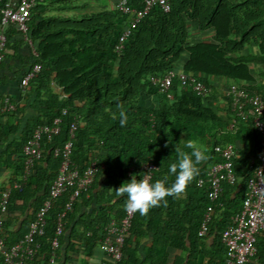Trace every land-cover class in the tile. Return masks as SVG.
Returning a JSON list of instances; mask_svg holds the SVG:
<instances>
[{
  "label": "trees",
  "instance_id": "trees-1",
  "mask_svg": "<svg viewBox=\"0 0 264 264\" xmlns=\"http://www.w3.org/2000/svg\"><path fill=\"white\" fill-rule=\"evenodd\" d=\"M58 1L35 0L29 11L26 36L35 54L27 43L30 61L21 71L19 82L33 64H39L40 69L22 92L26 98L34 96L31 105L34 114L21 140L15 144V155L19 156L13 165L16 177L22 169V143L32 129L50 123L56 116H61L62 121L58 134L44 142L42 156L33 165L31 174L20 188L10 191L0 225L4 245L9 246L21 238L46 195L58 167V158L52 155V148L67 139L68 125L74 121L70 158L79 172L94 158L96 171L86 192L79 194L63 217L56 254L67 229L71 240L66 248L74 250L77 245L89 254L92 247L99 246L102 226L111 215L115 220L123 215L127 197H117L116 189L133 174L138 179L139 167L145 161L156 166L151 182L167 176L166 186H170L175 179L168 172L169 165L177 159L175 145L190 152L184 146L188 140H194L207 149L208 159L198 165L199 175L180 198L166 197V205L161 202L146 216L139 212L133 214L118 264H138L127 245L132 237L141 236L145 231L152 234L145 264H165L168 248L184 253L183 264H222L225 248L220 242V233L230 223L231 215L241 208L246 179L256 163L258 135L249 121L233 116L227 100L226 119H221L210 104L203 103L209 93L200 97L189 86H181L174 77L168 90L170 97H167L157 90L149 77L177 70L195 75L209 87L207 77L220 76L241 82L246 90L264 99V92L243 83L253 79L250 62L264 66V0H168L166 11L154 4L131 29L119 52L115 45L126 23V15L117 12L114 5L107 7L105 0H84L100 1L101 9L97 12L74 17L46 15L47 5ZM128 4L139 8L143 0H128ZM190 24L197 31L211 30L210 39L189 42ZM14 34L13 26L6 27L2 60L13 46L11 36ZM251 42L256 45L258 54L240 55ZM182 56L184 60L176 66ZM142 94L156 96L157 105L153 108L137 105L136 99ZM3 100L0 99V106ZM22 109L23 106H15L10 112ZM121 110L128 117L123 127L119 117ZM9 127L2 126L0 136L11 131ZM224 143H231L236 151L232 159L235 182L222 184L208 232L197 236L196 230L208 201L205 184L197 186L196 179L218 160L214 145ZM31 185L33 192L28 193ZM68 195L66 191L53 201L45 215L43 234L38 237L39 247L32 258L22 264H53L48 260V242ZM93 195L97 207L92 217L78 218L70 226L75 218L77 200L84 197L89 200ZM31 196L29 219L23 229L8 240L4 233L6 212L15 208L16 200L25 201ZM255 247L254 264H264L260 234L256 236Z\"/></svg>",
  "mask_w": 264,
  "mask_h": 264
},
{
  "label": "built area",
  "instance_id": "built-area-1",
  "mask_svg": "<svg viewBox=\"0 0 264 264\" xmlns=\"http://www.w3.org/2000/svg\"><path fill=\"white\" fill-rule=\"evenodd\" d=\"M35 0H0V61L3 57V49L6 42L5 29L13 26L19 32L28 45L32 54H35L30 40L26 36L27 23L30 8ZM159 5L164 11L168 10V0H143L139 8L131 7L128 0H114V9L120 14L126 15L127 20L120 32L115 50L120 51L124 40L129 35L135 24L149 11L152 5ZM40 69L35 63L22 76L19 82L21 92L25 91L29 79ZM176 77L181 86H189L197 95L204 97L210 92V88L193 74H186L177 70H170L162 75L150 76V82L156 86L160 93L170 97L168 93L172 79ZM224 96L230 112L235 118L249 121L258 135V151L256 163L250 175L246 179V190L242 199L241 208L230 217V223L220 233V242L225 248L222 264H254L256 253V236L264 232V99L258 94L246 90L238 82L228 83L224 89ZM15 104L5 97L0 106V117L4 112H10ZM64 110L61 111V115ZM62 118L54 117L50 123L35 126L21 147L22 169L18 177L0 190V225L3 214L6 211L10 191L20 188L22 183L31 174L33 165L42 156V147L45 141H50L60 130ZM75 129V122L69 123L67 139L52 148V155L58 158V167L55 176L50 181L46 195L35 210L32 219L17 241L9 246L4 245L0 238V257L2 264H22L35 254L39 247L38 237L43 234L45 215L53 201L69 191L68 199L63 209L56 217L53 235L49 239L50 263H54L58 238L62 234L63 217L71 209L72 202L80 193L86 192L90 186L96 171V160L93 158L88 165L79 172L70 158L71 139ZM214 152L218 160L210 164L202 177L196 179V185H204L207 188V204L202 212L201 220L196 230L197 236H204L208 232L209 224L218 206V198L222 191V184H233L235 175L232 159L236 151L231 143L214 145ZM156 166L151 161L143 162L139 167L138 179H147L151 182L153 171ZM134 213L123 211V215L115 220L110 218L102 226V234L99 246L105 250V264H118L122 257L124 236L128 231Z\"/></svg>",
  "mask_w": 264,
  "mask_h": 264
},
{
  "label": "crops",
  "instance_id": "crops-1",
  "mask_svg": "<svg viewBox=\"0 0 264 264\" xmlns=\"http://www.w3.org/2000/svg\"><path fill=\"white\" fill-rule=\"evenodd\" d=\"M114 0H105L107 7H112ZM76 4L77 7H74ZM80 4H83L80 6ZM102 3L100 1H84V0H60L56 3H49L47 5L46 15L74 17L84 14L97 12ZM60 6V7H58ZM15 34L11 36L13 46L7 50V54L4 56L0 63V97H9L16 107L23 106V109L17 113L9 112L0 117V128L2 126H10L11 131L6 135L0 137V190L9 184L14 178H16V171L14 161L17 160L15 155V144L21 140L22 134L30 123V118L34 114L31 105L34 103V96L26 98L19 89V78L21 71L27 68L30 61L29 47L24 37L15 30ZM211 30L197 31L192 24L189 25V42H195L199 40H209L211 36ZM240 55H256L258 54L256 45L251 42L246 45L240 52ZM185 56H182L176 66H180ZM249 70L252 75V80L243 82L246 86H251L256 89H260L264 92V66L250 62ZM209 83L210 92L203 99L204 104H210L215 113L221 118L226 119V98L224 96V87L235 80L220 76L207 77ZM236 82V81H235ZM241 83V82H238ZM256 94V93H255ZM142 94L137 97L136 103L139 106L153 108L157 105V97L154 95ZM0 98V99H1ZM248 144L249 139L246 141ZM33 185L28 189V193L33 192ZM87 197V194H85ZM78 199L75 205V218L71 221L70 226L78 218L92 217L93 209L97 207L94 195L86 200ZM33 196L27 200L18 199L15 201V208H10L4 216V233L8 240H12L18 233L19 229H23V224L29 219V207L32 203ZM113 218V215L110 216ZM69 229L63 234V239L59 249L57 251L55 261L53 264H105V255L99 250L98 246L92 247L89 254H86L84 249L76 248L70 250L66 248L69 243ZM260 237L263 238L264 246V232L260 233ZM152 244L151 232L145 231L141 236H134L130 243H128L127 249L131 256L135 258L138 264H145V254ZM264 254V253H263ZM184 253L182 251L168 248L167 258L165 264H173L179 262L183 264ZM1 264V259H0Z\"/></svg>",
  "mask_w": 264,
  "mask_h": 264
},
{
  "label": "clouds",
  "instance_id": "clouds-1",
  "mask_svg": "<svg viewBox=\"0 0 264 264\" xmlns=\"http://www.w3.org/2000/svg\"><path fill=\"white\" fill-rule=\"evenodd\" d=\"M120 125L127 124L128 117L125 111L119 112ZM113 115V119H115ZM190 149V152L184 151L181 147L175 145L177 155L176 162L169 165L168 172L175 177L170 186L167 185L168 177L156 179L150 182L147 179H137L132 175L131 179L122 183L116 189V196L127 197L124 208L128 213L139 212L141 216H146L150 209L159 207L161 202L167 203L166 197L172 196L174 199L180 198L187 190L188 185L199 175L198 165L207 161V149L194 140H188L184 146ZM100 251L105 250L103 245L98 246Z\"/></svg>",
  "mask_w": 264,
  "mask_h": 264
},
{
  "label": "rangeland",
  "instance_id": "rangeland-1",
  "mask_svg": "<svg viewBox=\"0 0 264 264\" xmlns=\"http://www.w3.org/2000/svg\"><path fill=\"white\" fill-rule=\"evenodd\" d=\"M146 96V95H145Z\"/></svg>",
  "mask_w": 264,
  "mask_h": 264
}]
</instances>
